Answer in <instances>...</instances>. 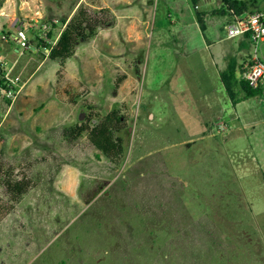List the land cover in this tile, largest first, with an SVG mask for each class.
I'll return each mask as SVG.
<instances>
[{
	"label": "rangeland",
	"instance_id": "374dc122",
	"mask_svg": "<svg viewBox=\"0 0 264 264\" xmlns=\"http://www.w3.org/2000/svg\"><path fill=\"white\" fill-rule=\"evenodd\" d=\"M141 1L0 0V66L22 88L11 103L0 87V167L32 182L0 224V264H264V139L221 125L235 115L219 72L248 60L241 38L221 30V0L205 32L190 0ZM80 4L116 20L78 46L64 95L40 40L53 44ZM18 26L27 49L9 41ZM117 109L129 128L120 166L87 133L64 137Z\"/></svg>",
	"mask_w": 264,
	"mask_h": 264
},
{
	"label": "trees",
	"instance_id": "16d2710c",
	"mask_svg": "<svg viewBox=\"0 0 264 264\" xmlns=\"http://www.w3.org/2000/svg\"><path fill=\"white\" fill-rule=\"evenodd\" d=\"M203 1L205 0H190L193 8L196 10L195 15L202 32L206 30V11L199 10V3ZM259 1L221 0V10L216 12V14L223 15L227 13L228 15L221 26V30L223 31L222 27L226 22L252 15L264 9V7L259 6ZM115 20V16L110 8L100 7L99 10H94L92 6L81 5L71 19L62 21L63 29L53 44L40 40L42 47L49 51L48 58L51 61L57 62L60 66V70L57 73V93L63 91V94H66L65 90H61L62 83L67 79L65 66L74 56L78 46L82 42H89L94 39L100 29L113 26ZM47 28L49 27L47 26ZM52 36V32L48 31L47 37L51 38ZM9 37L11 38V35ZM246 39L248 40V38ZM10 43L16 44L11 39ZM247 59L242 65L237 66L233 64L219 72L221 83L228 97L231 99L233 106L250 98H257L263 95L262 89H252L249 83L243 79L247 64H252L251 59ZM1 71L3 72V69L0 66ZM0 87L5 91L8 89L5 80H0ZM239 90L244 92V97H237ZM59 100L66 104H76L75 99H67L65 96L59 97ZM94 117L96 118L98 116L90 114L85 121L66 132L64 137L68 140H77L84 133H87L90 144L114 165L120 166L125 158L128 146V118L119 109L113 110L104 117H100L96 124H92V121L95 119ZM1 169L0 167V181L5 189V197L0 196V224L14 212L17 204L27 195L32 187L30 180L26 178H13V176L8 174H5L7 175L5 177Z\"/></svg>",
	"mask_w": 264,
	"mask_h": 264
},
{
	"label": "built area",
	"instance_id": "2783aa9c",
	"mask_svg": "<svg viewBox=\"0 0 264 264\" xmlns=\"http://www.w3.org/2000/svg\"><path fill=\"white\" fill-rule=\"evenodd\" d=\"M222 29L227 39L248 38L253 50V58L250 60L252 64H247L245 68L243 79L249 83L252 89L263 90V95L260 97L262 102H264V62L258 56L261 46L264 45V9L252 15L226 22ZM3 39L6 40V36H3ZM10 39L19 44L22 49L29 47V39L22 27L18 26V29ZM47 52L49 51L47 50ZM0 80L6 81L8 86L5 92L6 97L11 103H14L22 90L19 86L20 79L9 78L8 74L1 71Z\"/></svg>",
	"mask_w": 264,
	"mask_h": 264
},
{
	"label": "crops",
	"instance_id": "0c3cea01",
	"mask_svg": "<svg viewBox=\"0 0 264 264\" xmlns=\"http://www.w3.org/2000/svg\"><path fill=\"white\" fill-rule=\"evenodd\" d=\"M84 1L85 0H81V3H84ZM141 2H144V0H142ZM213 2H214V0H205V1L201 2V3H199V9L203 10V11H206L205 12V14H206V17H205L206 25H208L207 17L210 16V14L208 13V8L207 7L209 5H212ZM142 5H146V4L142 3ZM110 9L113 10V8H110ZM193 19H194L193 22L195 21L196 25L199 27L196 15H194ZM188 20L192 21V19L190 17H188ZM209 25L212 26L213 28L217 29V26H213L211 24H209ZM206 29H207V26H206ZM13 35L14 34H12L11 36H13ZM245 43L248 46L247 48L244 47ZM13 51L17 55H21L22 54L21 51L17 47H15ZM239 51L242 53V56H243L242 59H244V58L252 59L253 58V50L251 48V45H250L249 41L246 38H241ZM45 52H47V50H45ZM258 56H259L260 60L264 62V45L261 46V49H260V52L258 53ZM48 61L50 62L51 60L48 58V55H47L46 58L41 62V64H43L41 69L43 68L44 65L49 63ZM51 62H54V61H51ZM39 66L37 68H39ZM52 68H55V67L52 66ZM65 69H66L67 77H68L67 64L65 66ZM59 70H60V66L58 68L56 67V71L58 72ZM54 71H52V72H54ZM54 84H55V81H54ZM250 99H252V98H250ZM246 101H243V102L237 104L236 106H234V115H235V117L231 118V119H229L227 121H224L221 125H223V127H226V126L228 127V125L231 124L232 127L236 126L237 129H243V130L248 129V131H250V136H251L250 139L252 138V140L254 142H256L260 135H262V137L264 139V105H261V104L257 103L258 106L255 109H249V111H246L247 114H245V112H238V108Z\"/></svg>",
	"mask_w": 264,
	"mask_h": 264
},
{
	"label": "water",
	"instance_id": "95a60500",
	"mask_svg": "<svg viewBox=\"0 0 264 264\" xmlns=\"http://www.w3.org/2000/svg\"><path fill=\"white\" fill-rule=\"evenodd\" d=\"M80 119L82 120V116H80Z\"/></svg>",
	"mask_w": 264,
	"mask_h": 264
}]
</instances>
